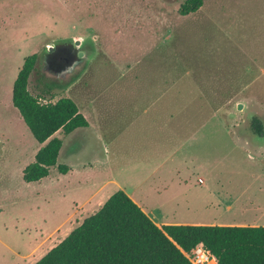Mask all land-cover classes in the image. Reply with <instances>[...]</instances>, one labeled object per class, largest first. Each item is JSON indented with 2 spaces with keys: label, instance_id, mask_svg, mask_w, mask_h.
<instances>
[{
  "label": "rangeland",
  "instance_id": "1",
  "mask_svg": "<svg viewBox=\"0 0 264 264\" xmlns=\"http://www.w3.org/2000/svg\"><path fill=\"white\" fill-rule=\"evenodd\" d=\"M184 1L0 0V264H34L95 213L102 198L89 196L91 179H114L105 199L119 184L135 196L136 179L154 172L166 149L162 134L150 130L154 125L173 119L192 128L224 125L232 129L223 133L225 151L234 147L229 134L252 144L240 128L251 118L264 126V94L247 75L251 68L264 76V0H202L195 13L181 16ZM76 40L92 41L95 55L75 67L79 77L67 86L66 76L46 68L42 55L50 46L72 49ZM33 54L31 90L54 83L52 102L73 99L89 130L54 134L63 142L58 164L70 168L67 174L53 167L45 179L25 183L21 171L41 145L13 107L11 90L15 71ZM168 92L156 104L143 102L150 108L117 138L108 134V150L96 140L104 109ZM114 121L112 130L124 126L123 117ZM242 154H234L235 164L246 159ZM247 163V172L259 171Z\"/></svg>",
  "mask_w": 264,
  "mask_h": 264
},
{
  "label": "trees",
  "instance_id": "2",
  "mask_svg": "<svg viewBox=\"0 0 264 264\" xmlns=\"http://www.w3.org/2000/svg\"><path fill=\"white\" fill-rule=\"evenodd\" d=\"M202 3V0H185L178 12L181 16L193 14ZM36 60L35 54L24 58L11 92L13 107L41 145L33 161L21 171L25 183L45 179L53 167L61 175L67 174L69 167L58 164L62 140L54 134L62 131L68 135L88 126L73 99L61 97L52 102L54 83L39 82L31 90L29 78ZM247 75L252 76L249 84L254 85V90L264 94V76L251 68ZM251 125L255 133H261L258 119H253ZM111 133H102L106 143L108 134L110 137L116 134ZM199 243L213 254L217 264H264V227L159 228L122 190L111 194L95 213L34 264H190L182 251L188 252Z\"/></svg>",
  "mask_w": 264,
  "mask_h": 264
},
{
  "label": "crops",
  "instance_id": "3",
  "mask_svg": "<svg viewBox=\"0 0 264 264\" xmlns=\"http://www.w3.org/2000/svg\"><path fill=\"white\" fill-rule=\"evenodd\" d=\"M17 72L14 73L15 78ZM166 95L170 92L155 96L140 94L136 98L122 99L130 103L121 104L119 108L104 109L100 113V126L94 129L96 140L108 150L102 133L116 132L112 139L117 138L150 108L143 102L156 104ZM119 116L123 117L124 126L112 130L116 123L114 120ZM174 122L173 119L167 125L150 128L152 132L155 128L162 134L160 143L166 149L157 160L154 172H147L136 179L135 196L129 185L119 184L116 188L124 191L159 228L171 225L264 227V170H260L264 167V143L256 146L229 134L234 147L225 151L223 133L225 129L232 133L230 127L198 125L192 128L187 122ZM88 126L78 128L68 136L83 134L89 130ZM186 146L184 157H179L178 153ZM240 153L248 160L243 158V166L233 162L236 157L240 158ZM105 159L108 161L106 153ZM247 162L258 165L259 171L247 172ZM114 183V179H91L89 196L99 195L102 205L107 200L105 187Z\"/></svg>",
  "mask_w": 264,
  "mask_h": 264
},
{
  "label": "flooded vegetation",
  "instance_id": "4",
  "mask_svg": "<svg viewBox=\"0 0 264 264\" xmlns=\"http://www.w3.org/2000/svg\"><path fill=\"white\" fill-rule=\"evenodd\" d=\"M90 55L91 59L95 55L92 41L91 44H89V42L79 43L78 45L74 44L73 48L68 50L62 47V45H55L50 46L48 50L43 53L42 61L46 68L54 70L56 73L58 72L61 76H66L67 80L63 81L62 84L69 81L74 83L81 71V69L77 71L75 67H85ZM253 119L255 118H251L249 126H246V128L242 127L240 130L243 132L246 129L249 138L252 140V144L260 145L264 143V126H262L260 134L255 133L251 125Z\"/></svg>",
  "mask_w": 264,
  "mask_h": 264
},
{
  "label": "built area",
  "instance_id": "5",
  "mask_svg": "<svg viewBox=\"0 0 264 264\" xmlns=\"http://www.w3.org/2000/svg\"><path fill=\"white\" fill-rule=\"evenodd\" d=\"M190 264H217L216 258L202 243L195 245L190 251H182Z\"/></svg>",
  "mask_w": 264,
  "mask_h": 264
},
{
  "label": "water",
  "instance_id": "6",
  "mask_svg": "<svg viewBox=\"0 0 264 264\" xmlns=\"http://www.w3.org/2000/svg\"><path fill=\"white\" fill-rule=\"evenodd\" d=\"M74 43H75L76 45H78L80 42H79V40H76ZM70 83H72V81H69V83L67 84V86H68ZM59 153H60V152H59Z\"/></svg>",
  "mask_w": 264,
  "mask_h": 264
}]
</instances>
